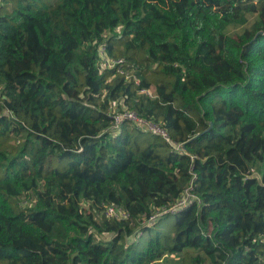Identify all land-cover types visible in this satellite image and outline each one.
<instances>
[{"label":"trees","instance_id":"1","mask_svg":"<svg viewBox=\"0 0 264 264\" xmlns=\"http://www.w3.org/2000/svg\"><path fill=\"white\" fill-rule=\"evenodd\" d=\"M170 256L264 264V0H0V264Z\"/></svg>","mask_w":264,"mask_h":264},{"label":"built area","instance_id":"2","mask_svg":"<svg viewBox=\"0 0 264 264\" xmlns=\"http://www.w3.org/2000/svg\"><path fill=\"white\" fill-rule=\"evenodd\" d=\"M101 55L103 57L104 67L113 68L117 64L121 63L120 61H118V62L112 61L103 52H101ZM120 72L123 74L122 71H120ZM114 114H115L114 115L115 121H114V125L112 127V129H114V131H116L120 128V126L124 120H128V121L134 123L135 125L141 127L144 130H147V131L152 132L156 135L162 136L168 143H172L171 138L165 129H163L162 127H160L158 125H155L151 122H148V121L140 118L137 113H135L133 111H129L127 109H124L122 112H116ZM174 147L176 150H182L181 144L174 145ZM192 159H194V157H192ZM191 190H192V188L189 187L186 190V192L183 194V197L181 198V200L176 205H174L172 208L162 209V210L157 211L155 213V215H153V217L149 220L148 224L149 225L154 224V222L163 214H168V213L175 214V213L187 208L188 206L192 205L195 201L199 202V199L190 193ZM106 215L108 218H116V219H127L128 218V215L122 209H120L116 206H108L106 208Z\"/></svg>","mask_w":264,"mask_h":264},{"label":"rangeland","instance_id":"3","mask_svg":"<svg viewBox=\"0 0 264 264\" xmlns=\"http://www.w3.org/2000/svg\"><path fill=\"white\" fill-rule=\"evenodd\" d=\"M102 67H104V65ZM159 264H179L178 257L176 256L166 257V259H164Z\"/></svg>","mask_w":264,"mask_h":264},{"label":"water","instance_id":"4","mask_svg":"<svg viewBox=\"0 0 264 264\" xmlns=\"http://www.w3.org/2000/svg\"><path fill=\"white\" fill-rule=\"evenodd\" d=\"M263 34V32H260L258 35H262Z\"/></svg>","mask_w":264,"mask_h":264}]
</instances>
